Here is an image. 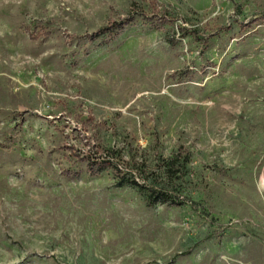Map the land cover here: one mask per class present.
Masks as SVG:
<instances>
[{"label": "rangeland", "instance_id": "rangeland-1", "mask_svg": "<svg viewBox=\"0 0 264 264\" xmlns=\"http://www.w3.org/2000/svg\"><path fill=\"white\" fill-rule=\"evenodd\" d=\"M263 173L264 0H0V264H264Z\"/></svg>", "mask_w": 264, "mask_h": 264}, {"label": "trees", "instance_id": "trees-1", "mask_svg": "<svg viewBox=\"0 0 264 264\" xmlns=\"http://www.w3.org/2000/svg\"><path fill=\"white\" fill-rule=\"evenodd\" d=\"M102 31H108V28L103 29Z\"/></svg>", "mask_w": 264, "mask_h": 264}, {"label": "water", "instance_id": "water-1", "mask_svg": "<svg viewBox=\"0 0 264 264\" xmlns=\"http://www.w3.org/2000/svg\"><path fill=\"white\" fill-rule=\"evenodd\" d=\"M264 174V173H263Z\"/></svg>", "mask_w": 264, "mask_h": 264}]
</instances>
